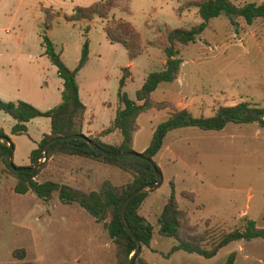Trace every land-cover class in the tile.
Masks as SVG:
<instances>
[{
    "label": "rangeland",
    "instance_id": "obj_1",
    "mask_svg": "<svg viewBox=\"0 0 264 264\" xmlns=\"http://www.w3.org/2000/svg\"><path fill=\"white\" fill-rule=\"evenodd\" d=\"M194 1H117L111 16L128 21L139 33L143 47L142 54L132 61L131 77L122 89L130 100H135L147 74L162 69L164 54L157 46L163 29H189L200 23L196 8L185 7ZM61 2L0 0V100L22 101L40 112L58 106L63 86L44 55L42 36L50 39L71 71L87 40L88 60L75 79L79 99L94 117L89 119L90 130L102 129L103 133L112 126L122 68L129 60L121 45L109 43L104 36L80 41L83 26L52 24L46 30V14H55L50 7ZM232 2L242 5L264 0ZM236 21L233 27L223 15L211 19L199 36L201 40L190 43L184 53L187 59L200 58L199 66L191 70L194 85L203 96V101L188 111L194 118L211 117L218 106L241 102L264 109V21L257 19L250 26L241 19ZM153 109L143 112L140 119L133 147L136 153L148 146L149 129L163 117L165 109ZM33 120L26 126L27 135L12 136L14 121L0 112V130L10 138L15 167H27L40 135L48 133V118ZM153 161L162 181L159 188L147 192L138 210L152 228L149 246L141 247L138 258L145 264H223L234 253L233 264H264V240L260 238L230 243L210 259L181 251L169 255L175 242L159 234L157 223L173 191L178 209L185 214L184 231L198 236L205 233L204 248L229 232L243 231L247 220L264 229V129L256 124H227L221 131L173 130ZM41 166L36 181L85 194L107 186H125L132 179L130 173L114 166L79 157L54 156ZM15 182L0 163V264H116L115 247L103 222H96L78 203H62L57 192L48 201L32 192L18 195L13 191Z\"/></svg>",
    "mask_w": 264,
    "mask_h": 264
},
{
    "label": "trees",
    "instance_id": "obj_2",
    "mask_svg": "<svg viewBox=\"0 0 264 264\" xmlns=\"http://www.w3.org/2000/svg\"><path fill=\"white\" fill-rule=\"evenodd\" d=\"M117 1L102 0L86 8L75 7L72 13L65 16L64 19L67 21H88L97 18L104 21L103 31L107 41L111 44L121 45L125 49L128 59L133 61L143 52L141 38L128 21L111 16L110 13L116 7ZM185 7L187 9L191 7L196 8L200 23L189 29H163V31L161 28L158 29L164 34L161 37V44L157 48L164 54L166 62L160 71L146 75L144 83L135 93L134 101L130 100L122 91L126 81L130 77L128 68H122L123 74L119 80L117 93L118 108L115 112L112 126L102 133L108 134L111 131H117L120 135V142L110 145L102 143L98 138L87 137L101 150L106 152H134L131 144L133 134L137 129V117L152 108L158 110L169 109V116L155 127L148 146L140 153L142 157L149 159L151 163L133 157H104L102 154L95 153L81 139L60 140L52 143L48 149L47 159L61 155L98 160L104 164L114 166L132 175V179L128 184L116 188L107 186L98 192L92 191L85 194L68 186H59L53 182H38L35 180V177L43 166L32 174L13 171L5 161L8 149L7 144L0 142V163L5 165L7 171L16 180L13 187L14 193L25 195L28 192H32L38 199L48 201L51 199L53 193L57 192L62 203H78L96 222L104 223L115 247L116 264H128L129 256L135 249L134 240L124 229L119 218L121 206L127 196L134 190L156 181V172L160 173V170L153 161V158L162 148L163 141L170 131L185 128H196L200 131H221L227 124H256L258 127L264 129V109L246 102H241L231 107L218 106L213 111L211 117L194 118L185 109L177 110L169 103L151 101L150 95L159 84L172 82L176 78L181 65L179 55L182 48L198 39L211 19L223 15L233 27L237 26L236 20L238 19H241L248 26L252 25L257 19L264 21V2L235 5L232 0H196L187 3ZM56 17V14L53 13L46 14V30L50 29ZM41 46L44 49V55L56 69L57 76L62 81L63 90L60 104L46 112H40L32 105L22 101L4 102L0 100V112L8 115L14 121L10 129V135L12 136L27 135L26 124L35 118L46 117L49 119V133L42 136L36 148L31 152L29 157L30 165L27 167L34 165L37 157L41 154L44 144L52 138L83 134L82 127L85 106L79 99L75 76L88 60V41L84 40L80 59L73 71L65 66L60 54L55 52L50 39L46 35L42 36ZM0 136L5 135L0 131ZM7 138L11 143L10 138ZM170 186L173 189L172 183H170ZM146 196L147 193H143L135 197L128 204L124 213L126 224L140 241L141 247H148L152 239L151 226L146 224L138 213L139 207ZM184 217L185 214L178 209L172 191L157 220L159 234L171 238L175 242L169 251V255L181 251L187 254H195L204 259H210L220 249L230 243L256 238L264 240V229L256 228L254 221L247 220L243 231L234 230L229 232L211 242L209 247L204 248L202 243L206 239V234L203 233L201 236H198L186 233L184 231ZM208 236L207 233V242L209 240ZM15 257L21 259L19 256ZM234 260L235 254L231 253L223 264H233ZM134 264L145 263L137 257Z\"/></svg>",
    "mask_w": 264,
    "mask_h": 264
},
{
    "label": "crops",
    "instance_id": "obj_3",
    "mask_svg": "<svg viewBox=\"0 0 264 264\" xmlns=\"http://www.w3.org/2000/svg\"><path fill=\"white\" fill-rule=\"evenodd\" d=\"M60 1H62L61 4L56 3L55 6L52 5L50 7V9L57 16L55 18V21L53 24H56V26H57V24H60V25L65 24L66 28L67 27H73L75 25L83 26L81 28V30H79V32L82 34L80 37V41H83L84 39H88V40L89 39L90 40L99 39L102 36L105 37L104 31H103L104 21H101L97 18H94V19L88 20V21L87 20L67 21L64 19L65 16H68L72 13V11L75 7L86 8V7H89L92 4L99 2V1H102V0H60ZM105 39H106V37H105ZM199 39L201 40V37H199ZM203 42H206V41L203 40ZM146 43H148V42H146ZM189 45L190 44L183 47L181 50V55H180L181 65L179 67V71L177 73L175 80H173L172 82H169V83L159 84L157 86V88L154 90V92L151 93V95H150L151 101L156 102V103L166 102V103H169L172 106H174L177 110L185 109L189 112L191 110V107L193 108L194 106L198 105L199 101H203V96L199 95L200 90L197 89L194 85L195 79H193V71H191V70H193L194 67L199 66L198 64H200L199 63L200 58L199 59L198 58L187 59L184 57V53L186 50H188ZM127 59H128V57H127ZM160 62H161V68H162L166 62L165 56L161 57ZM132 66H133V63H132V61L129 60L128 63L124 66V68H128V71H129V69ZM189 67H191V69H189ZM188 69H189V72L187 71ZM129 73H130V71H129ZM130 77H131V73H130ZM61 83H62V81H61ZM78 94H80L79 87H78ZM138 104H140V103H138ZM84 106H85V113H84V119H83L82 133L85 136L92 135V137H94L95 134L100 135V137L98 139L102 143H105V144H110V145L118 144L121 139H120V135L117 131H111L108 134H102L101 133L102 129H98L95 131L90 130V125L92 124V121H90L89 119L93 116L90 115L88 107L86 105H84ZM149 110H151V109H149ZM142 114L143 113H141L136 119L137 129L134 132L133 137H132V144H131L132 150H133V147L136 145L138 132L140 131L139 122H140V119L142 117ZM169 114H170V110L165 109L164 113H163V117H161L162 119L159 123H162L163 121H165L167 119V117L169 116ZM33 121L34 120L29 121L26 124V126H28ZM156 126L157 125L151 126V128L149 129L150 135H152ZM48 133H49V130H48ZM48 133L41 134L40 138L36 142V145L40 141L42 136L44 134H48ZM3 134L5 136H7L6 133L3 132ZM112 140H114V141L112 142ZM145 149H146V147L144 146L140 150V152L142 153ZM59 156H61V155H59ZM53 157H51L50 159H52ZM66 157H69V156H66ZM29 165H30V163H28L26 166H29Z\"/></svg>",
    "mask_w": 264,
    "mask_h": 264
},
{
    "label": "water",
    "instance_id": "obj_4",
    "mask_svg": "<svg viewBox=\"0 0 264 264\" xmlns=\"http://www.w3.org/2000/svg\"><path fill=\"white\" fill-rule=\"evenodd\" d=\"M74 139L84 140L95 153L102 154L104 157H110V158L133 157V158H140V159H142L148 163H151V161L149 159L142 157L140 153H136V152L110 153V152L103 151L96 144H94L90 139H88L84 134H80V135H71V136H66V137H54V138H52L51 140H49L47 143L44 144L42 151H41V154L37 157L34 165H32L31 167L16 168L13 166V163H12L13 146L9 142L7 137L0 136V142H5L7 144V147H8L6 155H5V161L8 165V167L11 168L15 172H22V173H27V174H32L37 169H39L41 167L42 163L47 159L48 149L52 143H55V142L60 141V140H74ZM161 181H162L161 174L159 172H156V181L154 183L145 184V185L137 188L136 190H134L129 196H127V198L124 200V202L121 206L120 213H119V218H120L121 224L135 242V249L132 252V254L129 256L128 264H134L137 256L139 255V253L141 251V243L136 238V236L131 231V229L128 227V225L126 224V221L124 218L125 210H126L128 204L135 197H137L143 193H147V192H150V191H153V190H156L157 188H159Z\"/></svg>",
    "mask_w": 264,
    "mask_h": 264
}]
</instances>
